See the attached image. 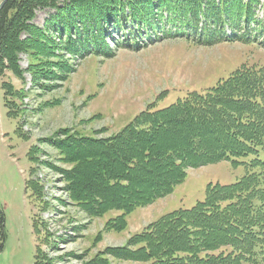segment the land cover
<instances>
[{
    "label": "trees",
    "instance_id": "obj_1",
    "mask_svg": "<svg viewBox=\"0 0 264 264\" xmlns=\"http://www.w3.org/2000/svg\"><path fill=\"white\" fill-rule=\"evenodd\" d=\"M259 1L8 0L0 12V74L9 69L18 75V55L36 46L35 39L56 59L140 50L153 42V33L164 37L166 30L204 46L257 42V35H264V20L256 17ZM43 8L55 9L45 28L30 23ZM23 33L28 37L22 39ZM64 143L80 154L66 173L71 197L91 216L121 211L109 219L110 227L120 231L128 214L171 194L189 168L221 161L239 164L238 159L252 157L241 179L210 184L203 201L168 212L127 246L101 252L93 264H110L105 255L146 264L264 260V65L242 66L206 92L142 111L110 138ZM4 236L2 230L0 251ZM39 251L38 246L35 264L45 258Z\"/></svg>",
    "mask_w": 264,
    "mask_h": 264
},
{
    "label": "rangeland",
    "instance_id": "obj_2",
    "mask_svg": "<svg viewBox=\"0 0 264 264\" xmlns=\"http://www.w3.org/2000/svg\"><path fill=\"white\" fill-rule=\"evenodd\" d=\"M54 11L38 9L30 23L45 28ZM256 17L264 20V0ZM226 31L231 33L228 26ZM168 33H153L152 43L140 50L117 49L113 57L56 59L35 39L36 46L18 55L20 73L7 69L0 74V243L5 233L0 264H35L38 246L40 258L45 257L41 264H93L101 252L127 246L168 212L203 201L210 184H231L246 174L251 156L238 159L239 164L189 168L171 194L128 214L122 231L109 223L121 211L91 216L71 197L66 173L80 154L77 148L68 151L65 141L110 138L142 111L206 92L242 66L264 65V35H257V42L204 46ZM105 258L110 264H146Z\"/></svg>",
    "mask_w": 264,
    "mask_h": 264
},
{
    "label": "water",
    "instance_id": "obj_3",
    "mask_svg": "<svg viewBox=\"0 0 264 264\" xmlns=\"http://www.w3.org/2000/svg\"><path fill=\"white\" fill-rule=\"evenodd\" d=\"M8 0H3L0 4V12Z\"/></svg>",
    "mask_w": 264,
    "mask_h": 264
},
{
    "label": "bare ground",
    "instance_id": "obj_4",
    "mask_svg": "<svg viewBox=\"0 0 264 264\" xmlns=\"http://www.w3.org/2000/svg\"><path fill=\"white\" fill-rule=\"evenodd\" d=\"M90 262H92V261H90Z\"/></svg>",
    "mask_w": 264,
    "mask_h": 264
}]
</instances>
